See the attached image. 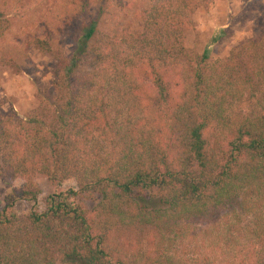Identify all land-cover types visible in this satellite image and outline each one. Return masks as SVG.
<instances>
[{"label": "trees", "instance_id": "obj_1", "mask_svg": "<svg viewBox=\"0 0 264 264\" xmlns=\"http://www.w3.org/2000/svg\"><path fill=\"white\" fill-rule=\"evenodd\" d=\"M105 1L122 5H74ZM211 1L137 0L138 31L117 34L98 7L69 56L33 40L55 60L54 96L22 116L0 112V179L11 187L0 264H178L162 243L154 258L127 257L126 239L141 245L149 230L168 242L196 220L226 264H264V32L220 60L186 51L190 15ZM39 178L52 186L42 209L16 216V200H37ZM68 179L75 189L61 187Z\"/></svg>", "mask_w": 264, "mask_h": 264}, {"label": "rangeland", "instance_id": "obj_2", "mask_svg": "<svg viewBox=\"0 0 264 264\" xmlns=\"http://www.w3.org/2000/svg\"><path fill=\"white\" fill-rule=\"evenodd\" d=\"M77 0H0V18L6 27L0 35V112L13 110L25 115L41 100L52 99L53 67L55 60L49 53L40 51L33 44L35 39L48 40L52 49L61 50L64 56L73 51L76 40L90 18L97 16L101 7L102 27L115 34L121 30L136 32L139 29L137 0H122L121 7L108 1L79 7ZM191 28L184 34L183 47L186 51H205L208 60L224 58L229 49L246 40L258 37L264 32V0H212L206 7L196 8L190 15ZM83 69H87L84 64ZM18 184V181H15ZM39 189L36 201L18 199L12 211L24 216L31 208L41 210L42 197L52 190L44 178L35 181ZM62 188L72 187V179L61 183ZM11 191L8 183L0 179V204L2 197ZM89 207L90 203L81 201ZM191 233L168 242L157 239L153 231H144L141 245L135 244L138 237L126 239L127 257L139 250H145L151 258L157 255L161 245L178 264H226L231 262L229 252L214 245L216 236L209 233L207 221L196 220ZM170 237V236H169ZM136 262H147L140 254ZM234 260L236 257L233 258Z\"/></svg>", "mask_w": 264, "mask_h": 264}]
</instances>
